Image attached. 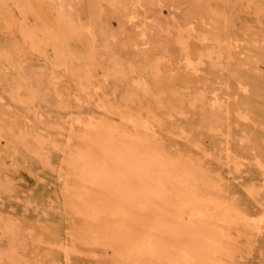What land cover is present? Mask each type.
I'll return each instance as SVG.
<instances>
[{"label": "rangeland", "instance_id": "1", "mask_svg": "<svg viewBox=\"0 0 264 264\" xmlns=\"http://www.w3.org/2000/svg\"><path fill=\"white\" fill-rule=\"evenodd\" d=\"M61 1L0 0V264H72L107 250L102 232L85 243L63 185L77 113L145 120L215 211H264V0ZM234 220L229 233L207 220L214 238L204 241L222 264H264V223Z\"/></svg>", "mask_w": 264, "mask_h": 264}, {"label": "bare ground", "instance_id": "2", "mask_svg": "<svg viewBox=\"0 0 264 264\" xmlns=\"http://www.w3.org/2000/svg\"><path fill=\"white\" fill-rule=\"evenodd\" d=\"M66 2L63 3V0L61 1V8L69 9V3L68 1ZM228 4L232 6V3ZM242 8L244 7L242 6ZM246 10L248 11V9ZM255 19L259 20L258 18ZM231 34L233 35V33ZM36 76H38V73ZM21 94H23L22 91ZM25 95L27 94L25 93ZM35 96L37 97V95ZM23 102L26 103L25 100ZM204 104V100L201 97L195 101V106L200 109L204 108ZM2 113L4 114V112ZM107 119L91 114L83 115L77 113L69 122L74 130L75 137H73V145L65 161L63 185L74 205V212L78 216L77 221L86 231L83 236L85 243H97L102 232L105 234L103 245L107 249L100 259L92 261L75 258L73 263L222 264L224 259L222 254L215 250L211 244L204 241V239L214 238L212 233L207 230V220L213 221V223L219 222L224 233H229L230 228H226V225L228 226L227 223L232 217L235 218V222L238 219L239 221L242 220L246 224H251V228L253 227L254 229L260 228L261 224L264 223L263 210L254 212L252 215L237 214V217L232 214L233 209L231 208L215 211L213 195L205 193L194 186L191 181H187L177 175L173 163L157 145L153 128L145 120L138 118L135 120L130 115L122 121ZM209 119L216 126L222 123L220 114L216 110L211 112ZM15 148L17 149V147ZM227 148L229 149V146ZM230 152L229 149L228 154ZM259 161L262 163V157H259ZM34 164L37 163L35 162ZM1 173L3 174V172ZM41 183L40 186H42ZM223 200L226 201V199ZM225 207L227 208V206ZM76 251V244L71 242V246L69 245L65 248L68 260L70 259V253Z\"/></svg>", "mask_w": 264, "mask_h": 264}]
</instances>
